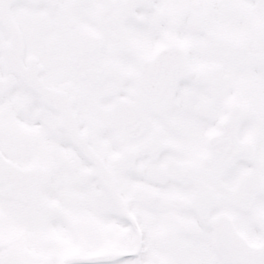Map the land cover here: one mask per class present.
Segmentation results:
<instances>
[{
    "label": "snow or ice",
    "instance_id": "obj_1",
    "mask_svg": "<svg viewBox=\"0 0 264 264\" xmlns=\"http://www.w3.org/2000/svg\"><path fill=\"white\" fill-rule=\"evenodd\" d=\"M0 264H264V0H0Z\"/></svg>",
    "mask_w": 264,
    "mask_h": 264
}]
</instances>
